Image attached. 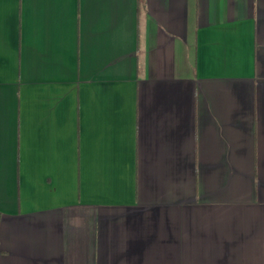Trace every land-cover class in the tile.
<instances>
[{
  "label": "crops",
  "instance_id": "1",
  "mask_svg": "<svg viewBox=\"0 0 264 264\" xmlns=\"http://www.w3.org/2000/svg\"><path fill=\"white\" fill-rule=\"evenodd\" d=\"M0 264H264V0H0Z\"/></svg>",
  "mask_w": 264,
  "mask_h": 264
}]
</instances>
